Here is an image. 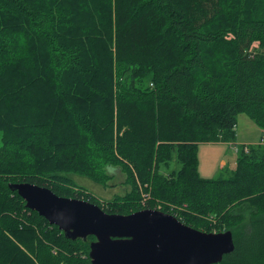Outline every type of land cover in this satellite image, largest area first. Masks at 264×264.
Instances as JSON below:
<instances>
[{"label": "trees", "instance_id": "1", "mask_svg": "<svg viewBox=\"0 0 264 264\" xmlns=\"http://www.w3.org/2000/svg\"><path fill=\"white\" fill-rule=\"evenodd\" d=\"M264 128V0H0V264H92L10 184L233 235L214 264H264V145L203 178L197 146ZM179 168L162 173L173 158ZM130 189L101 201L110 169ZM246 207L241 211L242 207Z\"/></svg>", "mask_w": 264, "mask_h": 264}, {"label": "water", "instance_id": "2", "mask_svg": "<svg viewBox=\"0 0 264 264\" xmlns=\"http://www.w3.org/2000/svg\"><path fill=\"white\" fill-rule=\"evenodd\" d=\"M9 186L27 208L56 225L66 237L93 235L92 264H214L235 248L230 230L205 232L158 209L109 213L96 203L59 196L46 186L30 182Z\"/></svg>", "mask_w": 264, "mask_h": 264}, {"label": "rangeland", "instance_id": "3", "mask_svg": "<svg viewBox=\"0 0 264 264\" xmlns=\"http://www.w3.org/2000/svg\"><path fill=\"white\" fill-rule=\"evenodd\" d=\"M237 138L232 143L240 145L238 141H259L264 135V128L260 127L249 116L244 113L238 115L236 125ZM264 145V140L260 141ZM249 145V144H248ZM237 153H235L227 142H203L197 146L198 172L203 178H215L219 176H227L234 170ZM179 168L175 153L168 165L162 164L160 171L168 173ZM113 178L108 181L107 186L95 183L86 177L77 174H68L75 183L97 196L101 201L111 200L116 195H124L130 187L124 183L125 173L119 167L110 169ZM159 207L157 206L156 209ZM246 207H242L243 211ZM155 209V208H154ZM160 210V209H158Z\"/></svg>", "mask_w": 264, "mask_h": 264}, {"label": "built area", "instance_id": "4", "mask_svg": "<svg viewBox=\"0 0 264 264\" xmlns=\"http://www.w3.org/2000/svg\"><path fill=\"white\" fill-rule=\"evenodd\" d=\"M232 142H229V143H230V146L232 147V149H233V151L235 153H239L241 150H243L244 152H247L248 151V145L247 144L235 145Z\"/></svg>", "mask_w": 264, "mask_h": 264}, {"label": "crops", "instance_id": "5", "mask_svg": "<svg viewBox=\"0 0 264 264\" xmlns=\"http://www.w3.org/2000/svg\"><path fill=\"white\" fill-rule=\"evenodd\" d=\"M236 136H237V134H236ZM237 138V137H236ZM264 140V135H262L261 137H260V139H259V141H238V142H240L241 144H258V143H260V141L261 140ZM222 143H224V142H222Z\"/></svg>", "mask_w": 264, "mask_h": 264}]
</instances>
